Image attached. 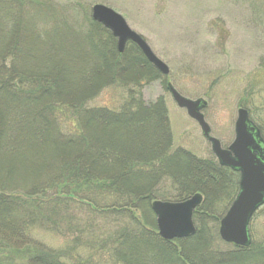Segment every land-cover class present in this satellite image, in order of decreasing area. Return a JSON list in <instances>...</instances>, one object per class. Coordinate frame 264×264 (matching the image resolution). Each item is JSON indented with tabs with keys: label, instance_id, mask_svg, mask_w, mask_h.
Segmentation results:
<instances>
[{
	"label": "trees",
	"instance_id": "obj_1",
	"mask_svg": "<svg viewBox=\"0 0 264 264\" xmlns=\"http://www.w3.org/2000/svg\"><path fill=\"white\" fill-rule=\"evenodd\" d=\"M6 10L5 20L14 21L15 28L8 38L10 31L0 27V97L20 102L27 112L7 114L0 109V143L8 141L10 154L20 152L21 143L28 148L32 145L42 154L52 151L56 158L47 167L30 168L34 179L24 194H7L4 189H9L11 183L5 181L8 177L13 179L14 171L10 173L5 168L1 174L0 255H6L0 258V264H12L19 256L29 258L27 264H207L205 254L214 257V264H242V253L248 249L235 247L233 252H217L212 249V238H208L205 228L184 240L165 241L156 233L155 225L154 228L148 223V215L142 214L139 219L132 212L138 206H145L148 211L150 202L159 198L179 201L200 193L204 201L194 216L204 211L206 218L214 217L207 210L212 201L221 197L220 193L233 198L238 189L236 175L214 159L172 149L164 100L146 103L137 89L140 82L158 76L142 53L136 58L119 53L111 33L105 43L96 45V33L110 31L94 21L91 26L100 31L82 34V40L73 43L75 54L67 63L55 62L52 67L45 64L44 74L29 71L13 78L18 72L14 62L22 48L17 49L18 44L9 39L19 40L16 32L21 31L23 20L15 21L11 18L14 12L9 7ZM71 29L73 35L77 34ZM2 38L7 45L2 46ZM8 56L12 58L10 71ZM138 64H143V68ZM58 69L66 74L63 82L60 75L54 74ZM70 75L77 81L76 88L70 86ZM23 82L27 83L24 88L20 86ZM107 89L123 91L115 106L85 109L87 103ZM59 107L73 113L71 134L55 128L53 115L56 110L60 112ZM6 114L8 119L3 124ZM22 128L20 135L11 134H19ZM260 129L264 135V129ZM19 137L20 143L16 141ZM51 169L56 173L50 174ZM41 170L46 173L42 177ZM163 185H169L170 191L159 193ZM172 190L173 195L169 194ZM34 225L64 237L66 246L51 249L34 240L30 236ZM23 247L22 253L17 250Z\"/></svg>",
	"mask_w": 264,
	"mask_h": 264
},
{
	"label": "rangeland",
	"instance_id": "obj_2",
	"mask_svg": "<svg viewBox=\"0 0 264 264\" xmlns=\"http://www.w3.org/2000/svg\"><path fill=\"white\" fill-rule=\"evenodd\" d=\"M94 4L105 5L122 15L127 25L141 35L155 55L168 66L167 75L157 71L156 79L140 82L137 89L146 103H153L160 98L164 100L172 134V149L181 148L203 159L214 157L210 143L203 137L197 122L173 101L166 88L167 82L184 97L203 98L207 101L208 105L202 113L211 128V135L220 140L222 147L226 148L234 139V123L239 107L248 109L251 119L264 129V0H0V27L3 25L4 30L10 31L8 38L11 37L15 26L10 18L5 20L8 16L7 7L14 12L11 18H16L15 21L19 22L23 20L21 31L19 29L16 32L19 34V40L9 39L12 44H18L17 49L22 48L21 55L20 51L19 55L17 54L18 61L16 58L14 62L15 67L18 66V72L13 78H18L19 73L29 71L44 74L42 66L45 64L52 67L55 62L67 63L69 57L75 54L73 43L78 44L82 40V34L94 29L100 31L99 28L91 26L94 22L91 18V8ZM18 7L21 9L18 10ZM3 19L7 22H3ZM71 28L77 34L73 35ZM110 33H96V45L105 43ZM112 37L115 38L113 35ZM4 38L2 46L7 45ZM115 39L117 49V38ZM123 52L127 58H136L141 51L135 43L128 41L121 53ZM6 64L10 71L11 57L8 56ZM138 66L143 68L144 65ZM54 74L60 75L61 81L66 76L60 69ZM50 78L52 79V76ZM49 81L51 84L52 81ZM68 81L70 86L76 88L77 81L72 75L68 76ZM26 85V82L20 84L23 88ZM122 92L113 89L102 90L95 99L86 104L85 109L93 106H115L117 100L121 99ZM59 108L60 112L56 110L57 114L53 115L57 121L55 128L63 134H71L73 113L64 107ZM0 109L7 114L27 112L20 102L12 103L6 96L0 97ZM7 114L3 116V124L8 119ZM23 124L25 126L26 120ZM22 130L23 128L19 134H11L20 135ZM16 141L20 143L22 138L19 137ZM28 141L31 139L28 138ZM31 143L34 144L33 141ZM7 146L8 141L0 143V180L5 168H9L10 173L14 171V175L13 179H6L5 182L11 185L9 189L4 190L7 194L9 191L12 194H24L34 179L30 175V168L35 166L39 169L43 168V165L47 167L48 162L55 161V154L52 151L42 154L39 149L34 150L32 145L28 148L21 143L20 152L10 154L7 152ZM47 147L49 148V145ZM49 172L56 173L53 169ZM39 173L41 177L46 174L44 170ZM2 189L0 187V192ZM166 189H170L169 185H163L159 193L165 194ZM173 193L174 190L169 194ZM220 194L222 196L217 197L218 199L212 201V206L207 207L209 214L214 217L206 218L205 212L200 211L201 213L194 216V223L197 230H207L208 238H212V249L220 253L233 252L234 247L224 243L218 234L219 220L233 198L232 195ZM156 200L174 201L162 198ZM138 207L132 211L133 214L139 219L143 218L142 214L148 215V223L154 227L156 217L151 207L148 211L145 206ZM146 229L153 230L151 226H146ZM250 232L253 250L248 249L249 251L242 253L245 255L242 264H264V207L254 214ZM30 236L51 249L63 248L67 244L64 237L37 225L32 227ZM259 249L263 251L258 253ZM17 250L22 253L24 247ZM5 253H2L0 258L5 257ZM207 253L210 254V251ZM205 256L207 259L204 263L214 264V257L207 254ZM195 259L199 261L198 257ZM28 260L29 258L19 256L12 264H27Z\"/></svg>",
	"mask_w": 264,
	"mask_h": 264
},
{
	"label": "water",
	"instance_id": "obj_3",
	"mask_svg": "<svg viewBox=\"0 0 264 264\" xmlns=\"http://www.w3.org/2000/svg\"><path fill=\"white\" fill-rule=\"evenodd\" d=\"M91 18L117 38L118 52L121 53L126 43L131 41L160 73L168 74V66L155 55L141 35L127 25L122 15L105 5L94 4L91 8ZM167 90L176 105L185 109L187 115L198 123L219 164L240 173L239 191L220 221L219 236L227 243L248 246L250 218L264 203V140L260 130L250 120L248 111L239 108L234 123V139L226 149L222 148L220 141L211 136L210 126L202 113L207 106L206 100L184 97L170 83L167 84ZM201 201L202 196L195 194L180 202H152L151 208L156 214L158 234L165 240L193 234L195 229L192 214Z\"/></svg>",
	"mask_w": 264,
	"mask_h": 264
},
{
	"label": "flooded vegetation",
	"instance_id": "obj_4",
	"mask_svg": "<svg viewBox=\"0 0 264 264\" xmlns=\"http://www.w3.org/2000/svg\"><path fill=\"white\" fill-rule=\"evenodd\" d=\"M228 169V168H227ZM229 170V172L230 173H232V174H235L236 175V181H237V184H238V189H237V191L236 192H238V190H239V179H240V174L236 171H232V170H230V169H228ZM264 207V203L260 206V208L256 211V213L258 212V211H260L262 208ZM254 216V215H253ZM253 218V217H252ZM252 220V219H251ZM253 245V241H252V243L248 246V247H244V249H252L253 250V248L251 247ZM258 251V253H260V252H262V249H259V250H257Z\"/></svg>",
	"mask_w": 264,
	"mask_h": 264
},
{
	"label": "bare ground",
	"instance_id": "obj_5",
	"mask_svg": "<svg viewBox=\"0 0 264 264\" xmlns=\"http://www.w3.org/2000/svg\"><path fill=\"white\" fill-rule=\"evenodd\" d=\"M143 56H144V55H143ZM195 194H196V193L192 194L191 196H193V195H195ZM191 196H189V197H187V198H185V199H183V200H179V202H180V201H184V200L190 198ZM263 250H264V249H263ZM263 250H262V251H263Z\"/></svg>",
	"mask_w": 264,
	"mask_h": 264
}]
</instances>
